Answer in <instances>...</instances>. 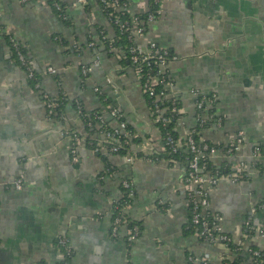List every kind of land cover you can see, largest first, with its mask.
<instances>
[{
    "label": "crops",
    "instance_id": "obj_1",
    "mask_svg": "<svg viewBox=\"0 0 264 264\" xmlns=\"http://www.w3.org/2000/svg\"><path fill=\"white\" fill-rule=\"evenodd\" d=\"M60 1L69 25L41 0H0V25L27 50L34 68L43 72L50 65L61 73L63 91L79 99L87 114L100 106L97 86L138 135H150L158 152L160 131L139 79L132 69L118 73V59L103 50L96 27L109 36L112 30L98 4ZM128 1L134 12L145 9L146 0ZM147 25L139 42L155 41L177 57L167 70L172 79L168 97L178 99L182 114L175 126L180 138L196 126L195 92H216L212 109L223 123L204 128L200 137L219 144L218 154L210 157L213 163L244 164L248 177L220 179L210 192L209 209L220 215V230L234 243L242 242L243 250H264V209L253 215L257 231L249 236L242 231L246 215L264 201V158L251 156L254 145L264 144V0H162L159 17ZM5 35L0 34V264H58L63 258L59 238L70 243V264H198L205 254L209 264H220L221 243L202 242L186 231L184 165L169 166L164 157L128 162L122 155H108L117 171L101 179L104 161L84 142L73 161L64 128L72 125L95 140L100 135L84 130L82 117L70 104L63 121L49 119L42 93L58 97V83L47 74L40 88H33L12 59ZM54 35L68 44L58 45ZM88 37L98 44L100 61L84 78L80 66L91 65L93 58ZM73 42L84 45L78 55L66 52ZM239 130L244 143L227 157L223 149ZM21 174L20 190L5 187ZM124 177L132 179L136 190L128 216L142 228L131 245L125 240L127 225L116 234L111 231L112 203L121 194Z\"/></svg>",
    "mask_w": 264,
    "mask_h": 264
},
{
    "label": "built area",
    "instance_id": "obj_2",
    "mask_svg": "<svg viewBox=\"0 0 264 264\" xmlns=\"http://www.w3.org/2000/svg\"><path fill=\"white\" fill-rule=\"evenodd\" d=\"M23 3L29 0H21ZM44 3H47L48 0H41ZM85 3L86 0H80ZM162 0H154V2H159L161 4ZM105 7H111L118 10H126L129 12V20L121 23V29L129 30V40L131 42L129 46L130 58L133 63L138 64V69L134 70L136 78H143V83L141 84L142 92L145 93L149 99L148 108L152 115V122L154 124L159 123L160 125H166L172 120V113H176L177 107L175 106V101L173 97H168V86L171 85L172 79L168 73L167 66L170 61L175 60L177 57L169 51L168 48L161 46L155 41H149L147 44L142 45L139 40L142 39L145 35L144 25L154 21L153 12L148 10L147 1L145 9L143 11L134 12L132 10L131 4L128 0H100ZM54 6L58 9V4L54 3ZM100 10L102 11L101 6L98 4ZM138 12H147L146 19H139L136 15ZM103 13V12H102ZM157 13L160 14V8L157 10ZM106 18V17H105ZM119 17H116L115 21L117 22ZM107 20V19H106ZM108 22V21H107ZM109 24V23H108ZM8 35L9 41L11 42V50L16 54L18 60L25 66L24 71L27 74L28 78L35 79V74L33 68L30 65H27L24 55L16 45V40L9 33L3 31V27L0 25V34ZM99 34V33H98ZM87 46L93 52V58L91 65H81L80 74L82 77L86 78L91 69L92 65L96 66L99 63V52L96 47V43L93 39L90 38V41H87ZM70 50H76L79 48L78 43L73 42L69 46ZM141 65H144L143 68ZM45 72L48 75L56 74V68L50 65H46L44 68ZM155 72V73H154ZM110 81V78L108 79ZM59 85V84H58ZM35 87L39 89V84L36 83ZM157 88V89H155ZM95 93L100 92V89L95 86ZM43 100L45 103L46 113L49 119L56 118L57 120L63 121L65 118L64 112L58 110V103L50 101L48 93H42ZM195 105L196 110L201 109L202 113L196 115V120H200L202 124L206 119H213V126L219 127L223 123V118L221 116L215 115L211 110L217 102L216 92L210 93H196L195 92ZM166 99H171L170 106H162L163 102ZM77 105V113L81 114L80 107L81 104L79 99H74ZM180 112V110H178ZM211 111V112H210ZM81 116V115H80ZM122 118V113L112 104H108L103 108L102 113H95L93 116L96 123L93 124L91 121L86 122V126L94 128L93 131L96 134L100 135V139L97 141V146L93 147L91 151L96 154L101 152L102 154L109 155V151L119 150L123 144H128L131 137L139 136L136 132H129L126 130V120ZM180 117H178L179 119ZM177 119V121H178ZM107 121V124L105 123ZM177 123V122H176ZM197 124V121H196ZM109 126L108 130H105L103 126ZM93 126V127H92ZM61 133L67 135V127L64 128ZM175 129V128H174ZM160 131V130H159ZM195 133V127L188 132H186L183 138L179 136L176 138L171 134L169 130H164L162 135L160 134V146L158 147V152L155 151L153 147V141L151 138L149 140H144L141 144L131 143V148L133 151L128 152L124 157L128 162H133L135 158H141L143 160H152L145 159L142 156L138 157L135 152L143 151L144 154H163L167 155L166 151L174 153L179 151L182 146L185 145L189 157H187V168L184 170V174L181 178L182 190L185 196V206L189 208L191 214V223L195 228V235L200 239V241L205 243H216L219 242L224 247V252L221 255L220 264H228V260H231L232 249L234 250H243L242 242H236L235 247H229L228 243L233 242L232 236L224 233L218 227V222L220 215L217 213H212L209 209V195L212 189L215 188L216 184L220 179H229L232 182H238L242 177H248L247 166L244 164L231 165L228 162H223L221 164H215L210 160V157L214 154H218L220 148L219 146H211L204 142L205 139L200 137L199 142L193 137ZM125 136L127 139L121 141L120 137ZM83 143V139L78 137L73 140L71 146L70 144V154L72 160H77V150L78 146ZM244 143V133L242 130L237 131L230 142L224 147V154L227 157L232 156L237 149H239ZM75 144V146H74ZM107 146H109L107 149ZM107 149V150H106ZM109 150V151H108ZM133 152V153H132ZM252 158H264V144L254 145L252 148ZM161 157L158 160H152L154 162L160 161ZM211 162L213 169L208 168L206 161ZM229 165V172L227 174H221L220 171L225 166ZM257 163L253 162L252 166L255 167ZM105 175L113 176L114 172L104 173L100 176L102 179ZM23 184V175H19L17 178L13 179L9 184H5L7 189L20 190ZM120 185L125 190L126 198H123V192L120 196L112 203V220H111V231L113 234H116L118 228L125 224L127 225V234H126V243L131 245L139 237V227L134 224L128 226L127 210L130 208L132 200L134 198V184L130 178H121ZM161 205V204H159ZM264 209V201L254 206L250 213L246 215L245 221L243 223L244 228L242 231L244 234L247 232H256L257 228L253 225V215L257 210ZM259 232L261 230H258ZM58 246H62L64 249V257H71L72 249L69 241L66 238H59ZM246 250L255 257H260L261 253L257 250H252L247 248ZM62 258L59 264H70V259ZM198 264H209L208 254H205L203 257L196 260ZM43 264V263H40ZM258 264V263H254Z\"/></svg>",
    "mask_w": 264,
    "mask_h": 264
},
{
    "label": "trees",
    "instance_id": "obj_3",
    "mask_svg": "<svg viewBox=\"0 0 264 264\" xmlns=\"http://www.w3.org/2000/svg\"><path fill=\"white\" fill-rule=\"evenodd\" d=\"M146 1H147L148 10L153 12V16H154V20H155L156 18L159 17L157 10L160 8V4H159V2L155 3L154 0H146ZM95 2L101 6L102 12H103L104 16L106 17V19H107V21L111 27V30H112V34H111V36H109L108 31L105 30L103 27H101L99 25L96 27V30L99 33V39H100L101 44L103 46V50L106 51L108 55L115 56L116 59H118V63H119L118 73H124L127 69H132L133 71L138 69V64L133 63L131 58H130L129 46H130L131 42L128 38L129 37V30L128 29L127 30L121 29L122 28L121 23H123L126 20H129V17H130L129 12L127 11V9L121 11L118 9H113L111 7H105V5L102 2H100V0H95ZM54 3L58 4V6H59L58 9L54 6ZM47 4L52 8V10L56 14V16L64 24H66V25L71 24L70 17L68 16V14L66 12V6L63 2H61L60 0H48ZM85 7L89 8V4H86ZM136 16L139 19H146L147 18V12H138V14ZM116 17H119L117 22L115 21ZM147 26H148L147 24L144 25V31L145 32L147 30ZM52 38L60 46L64 47L68 44V41L62 36L54 35V36H52ZM5 39H6V42L8 44V48L10 49V51L12 53V55H11L12 59L14 60L16 65H18L21 69L24 70L25 66L20 62V60H18V57L13 52V50H11V42L9 41L8 35H5ZM88 41H90V37H88ZM16 45L20 49L22 54L24 55V59L26 60L27 65H30L33 68V72L35 74V79L28 78L27 80H28L29 84H31L33 86V88L37 89L35 87V84L38 83L39 88H40V85H41L40 80L43 76H45V75L47 76V72H45V70H43V72H44L43 73L41 71V69L34 68L32 65V60H31L29 54L27 53V50L25 48H23L17 40H16ZM97 45L98 44H96V47H97ZM78 46H79L78 49L71 50V51L66 50V52H71V53L73 52V53H76L78 55L81 53L84 45L78 44ZM169 51L171 52L170 49H169ZM141 66L143 68H145L144 65H141ZM50 76H53L55 81L59 84V88H58V97L55 98L53 96H50V97H48L49 100L58 103L57 107H58V110L60 112H63V110H65V107L67 104H70L74 108V110L77 112V105H76L74 99L68 98V96L63 91V88L60 86L61 85V76H62L61 73H56V74H53ZM140 83L141 84L143 83V78L140 79ZM155 89H157V88H155ZM143 94H144V97L146 99L147 104L149 105V99H148L147 95L145 93H143ZM96 95H97L98 100L100 102V106L91 110V112H89L88 114L84 110L82 102L79 100V102L82 106V107H80V109L82 108L80 115H81L83 122H84V130H86L88 133H92L95 129L86 126V122L91 121V123L94 126V124L96 123V121H94V119H93L94 114L95 113H97V114L102 113V111H103L102 109L104 108V106H106L108 104H112L110 98L106 94H104L103 92H101V91L97 92ZM174 101H175V106L177 107V111H176V113H174V112L172 113L173 117H172L171 122L164 125V126L160 125L159 123H156L155 126L160 130L161 135L164 132V130H169L171 132V134L177 138L178 134L174 128L176 126V122H177L178 117H180L182 114H181V112L178 111V110H180V104H179L178 99L174 98ZM170 102H171V99H166L163 102L162 106H165V105L170 106ZM211 111L213 112V109ZM201 113H202L201 109L196 110V115H200ZM54 117L57 118V115H55ZM120 119H122V120L124 119L123 115H122V118H120ZM199 121L200 120L198 119L197 124L195 126V133L193 134V137L196 139L197 142H199L201 131L204 128L211 125L213 123V119L208 118L202 124H200ZM105 123L107 124V121ZM108 127L109 126H106V125L103 126V128L105 130H108ZM125 127H126V130L129 131L130 133L135 132L133 130V128L130 126V124H128L127 122H126ZM67 128H68L67 129V135H64V136L69 138V142H70L71 146H73L72 145L73 140L77 137L79 139H83L85 146H87L89 149H93V147L97 146L98 140L91 139L87 136V134L85 135V134L80 133L78 130H75L72 125H70V126L68 125ZM149 136H150L149 134H146L143 136L139 135V136H135L133 138L131 137L128 144H123V146L117 151H109L108 150L109 151L108 153H109V155L119 154V155H122L124 157L128 152L133 151L131 148V143L141 144L144 140H149L150 139ZM126 139L127 138L125 136L120 137L121 141L122 140L125 141ZM204 142H206L208 145H211V146H216V147L219 146V144L212 143L209 140H204ZM74 146H75V144H74ZM108 147L109 146H107V149H109ZM166 152H167V155H163L162 153L161 154L155 153V155H154V154H144L143 151L139 150V151H136L135 154L138 157L142 156L145 159H152V160H158L160 157H164L168 160L169 166H172L175 162H179V163L181 162L184 165V170L187 168V157H189V155L187 153L185 145L182 146L179 151H176L174 153L170 152V150L166 151ZM95 155L99 156L104 161V169L99 173V176H101L105 172L108 173V172H116L117 171L115 169V167L112 166L108 162V157H107L108 155L102 154L101 152H98ZM206 163H207L208 168L213 169V166H211L210 161L207 160ZM257 166H258L259 170H262L263 167L260 166V163H257V165L255 167H257ZM229 167H230L229 165L225 166L224 168H222L220 173L221 174H227L229 172ZM245 178L246 177H242L241 180L245 179ZM119 189H120V192H123L122 199L126 198V195L124 194L125 190L121 187L120 184H119ZM133 190H134V197H135V194H136L135 187H133ZM159 207L161 209L163 207V209H164V206H162V204L159 205ZM186 211H187V217H188L187 230L186 231H189L191 233H195V228L191 223V214H190L189 208L187 206H186ZM127 218H128L127 219L128 226H132L134 224L138 225L139 236H140V233L142 231L140 222L130 218L129 216ZM244 227L245 226H243V228ZM247 233L248 234H245V235L249 236V235H251L252 232L250 231ZM228 245L231 248H234L236 246L235 243H233V242H229ZM59 248L61 249V252H62L63 257H64L63 247L59 245ZM248 248L252 249V250L259 251L261 253L260 257L253 256L250 253V251H248V250H234V249H232V258H231V260H228V264H240L243 261H247L248 264H254V263L264 264V250L257 247V246H249ZM64 258L69 260L70 256L69 257L66 256Z\"/></svg>",
    "mask_w": 264,
    "mask_h": 264
}]
</instances>
